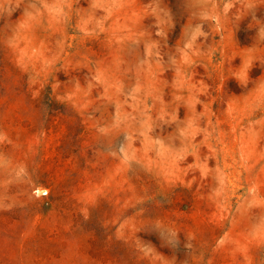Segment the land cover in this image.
<instances>
[{
    "label": "rangeland",
    "instance_id": "1",
    "mask_svg": "<svg viewBox=\"0 0 264 264\" xmlns=\"http://www.w3.org/2000/svg\"><path fill=\"white\" fill-rule=\"evenodd\" d=\"M0 264H264V0H0Z\"/></svg>",
    "mask_w": 264,
    "mask_h": 264
}]
</instances>
